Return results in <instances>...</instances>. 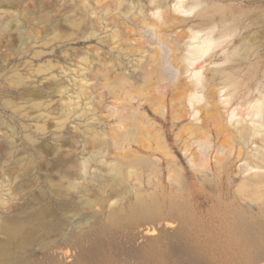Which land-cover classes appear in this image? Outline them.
I'll return each instance as SVG.
<instances>
[{
  "label": "rangeland",
  "instance_id": "1",
  "mask_svg": "<svg viewBox=\"0 0 264 264\" xmlns=\"http://www.w3.org/2000/svg\"><path fill=\"white\" fill-rule=\"evenodd\" d=\"M202 1L188 18L208 6L217 18L220 11L236 16L227 20L239 24L233 41L248 32L255 36L252 12H264V0ZM10 2L0 0V10L11 14L13 49L0 72V223L14 218L0 233L4 264H264L262 202L248 213L257 218L258 247L227 230L241 202L247 203L236 199V164L212 190L184 161L196 199L178 204H187L192 222L196 217L205 229L175 224L163 236L165 217L137 221L132 212L137 193L147 198L165 187L167 194L168 182L158 187L127 171V184L117 182L114 163L132 165L137 158L112 148L109 109L117 99L107 84L149 56L132 41L139 22L157 5L173 8L172 0ZM176 32L182 38L189 33ZM254 38L264 42L262 34ZM253 60L241 66L242 77L253 75ZM147 229L155 234L145 236Z\"/></svg>",
  "mask_w": 264,
  "mask_h": 264
},
{
  "label": "bare ground",
  "instance_id": "2",
  "mask_svg": "<svg viewBox=\"0 0 264 264\" xmlns=\"http://www.w3.org/2000/svg\"><path fill=\"white\" fill-rule=\"evenodd\" d=\"M2 1L13 4L12 0ZM172 2L173 8L157 5L139 22L132 41L149 56L135 71L124 69L119 81L107 84L117 99L109 109L114 125L112 148L125 157L134 154L137 158L132 165L114 163L117 182L127 184L125 171L146 176L148 183L155 180L158 187L168 182L171 190L167 194L165 187L159 190L160 195L154 193L147 198L137 193L132 212L137 221L165 217L163 236L175 224L205 229L196 217L197 222H192L187 204H178L180 200L196 199L191 190L197 185L188 181L184 161L196 179L212 190H216L212 184L229 177L231 166L236 164L241 192L236 199L247 203L241 202L226 227L233 238L258 247L261 236L255 228L257 218L248 213L251 204L262 202L259 207L264 216V42L251 38L260 34L264 37V12H252L255 36L248 32L233 41L239 28V24H227V20L235 19L233 13L220 11L217 18L207 6L188 18L203 1ZM8 15L0 10V72L10 62L13 50ZM178 29L189 33L178 37ZM175 50L180 51V57ZM251 58L249 73L253 75L242 77L241 66ZM165 199H169L168 207ZM12 222L14 218L4 217L0 233L6 234ZM155 231L147 229L144 235L153 236ZM4 259L0 244V264Z\"/></svg>",
  "mask_w": 264,
  "mask_h": 264
}]
</instances>
